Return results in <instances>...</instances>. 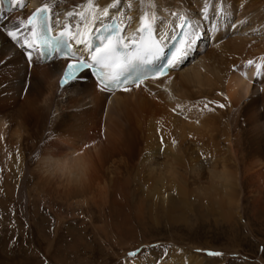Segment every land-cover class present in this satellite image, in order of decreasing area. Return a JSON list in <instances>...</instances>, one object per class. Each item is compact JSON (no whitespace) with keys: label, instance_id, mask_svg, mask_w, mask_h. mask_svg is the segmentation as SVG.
<instances>
[{"label":"bare ground","instance_id":"1","mask_svg":"<svg viewBox=\"0 0 264 264\" xmlns=\"http://www.w3.org/2000/svg\"><path fill=\"white\" fill-rule=\"evenodd\" d=\"M87 2L26 0L23 9L0 2V27L48 3L53 22L75 31ZM149 3L169 21L168 35L179 23L168 12L199 21L196 46L170 80L113 95L87 73L62 89L64 59L29 67L14 47L0 57V211L13 215L3 223L10 240L0 231L6 260L29 264L42 238L48 255L59 251L46 264H264V0H119L109 13L131 34ZM10 44L0 31V49ZM66 151L86 156V179L42 175L41 157ZM200 235L226 240L230 253L204 256ZM253 239L263 245L256 262Z\"/></svg>","mask_w":264,"mask_h":264},{"label":"snow or ice","instance_id":"2","mask_svg":"<svg viewBox=\"0 0 264 264\" xmlns=\"http://www.w3.org/2000/svg\"><path fill=\"white\" fill-rule=\"evenodd\" d=\"M11 2L21 9L26 7V0ZM115 3H119V0H115ZM115 3L100 7L93 0H88L84 11L75 14L83 25L77 24L75 31H71L67 24L55 31L61 22H53L52 8L44 3L36 7L26 20L20 19L10 29L0 27V31L6 32L11 40L10 45L0 49V57L6 56L14 47L24 54L29 67L37 62L54 64L63 58L67 64L61 68L59 86L62 89L86 80L87 73L91 71L96 77L98 89L114 95L117 91L131 92L134 88H140L150 78L169 76L170 71L179 68L195 48L199 21L191 16L183 12H168V17L179 21L174 25L179 34L168 35L166 25L169 21L158 14L156 3H149L151 10L140 15L139 26L129 34L123 21L109 13V8L115 7ZM128 7H132L131 3ZM207 11L205 7L203 12ZM67 16L71 17L73 13L68 12ZM131 19L128 17L129 22ZM232 27L236 28V25ZM169 42L172 43L169 45ZM2 63L3 59H0ZM51 114L56 115L55 112ZM135 255V252L129 253V256ZM208 255L220 256L222 253L210 251Z\"/></svg>","mask_w":264,"mask_h":264},{"label":"rangeland","instance_id":"3","mask_svg":"<svg viewBox=\"0 0 264 264\" xmlns=\"http://www.w3.org/2000/svg\"><path fill=\"white\" fill-rule=\"evenodd\" d=\"M12 209H14L15 210V212L18 214V212H19V208H18V206H16V205H14L13 206V208ZM8 212V213H7ZM0 231H3V234L5 235V239L6 240H10V236H11V234H10V231L9 230H11L7 225H8V223L9 222H6V221H10V219L13 221V215H12V212H9V211H3V212H1L0 211ZM2 215L4 216V218L2 217ZM10 215V216H9ZM7 217V218H6ZM21 217V216H20ZM6 218V221L4 220ZM201 219H203V222H205L204 221V219H206V217L205 216H199V219H197V221H202ZM196 221V219H192V222H190L189 224H187V226H189V225H191V223L193 224L194 222ZM242 221V220H241ZM25 222V221H24ZM212 222H213V224H214V221H210L209 220V223H208V225H212ZM243 222V221H242ZM3 223H7V225H3ZM14 224V223H13ZM3 225V226H2ZM205 225V224H204ZM207 225V224H206ZM2 226V227H1ZM194 232V231H193ZM197 234H198V232L197 231H195L194 232V236H197ZM201 236V235H200ZM40 239V241L36 244L37 245V247L39 248V251H40V254L37 256V257H32L31 258V260H30V262H29V264H46V263H48V259H51L52 257H53V255H55V254H59V251H58V248L57 249H54L53 250V252H52V256L51 255H48L47 253H46V251H45V248H46V246H47V243H46V241H44L42 238H39ZM254 240V239H253ZM251 241L253 244H254V246H256V248H257V250H258V252H257V254L254 256V257H252V258H249V260H252V262H256L257 261V259L259 258V256L258 255H260L261 253H262V249H263V245L261 244V242H258V241H256V240H254V241ZM226 240H221V239H216L215 237L214 238H212V237H210L209 235L208 236H201V237H198L196 240H195V243H197V244H200L201 245V247H203V248H201V253L204 255V256H207L208 258H217V257H220V256H224L226 253H230L229 251H226L225 250V248H224V246L225 245H227V244H229V243H227V242H225ZM169 240L167 241V242H162V243H159V245H154V243H151V244H149L148 245V247L149 248H155V247H158V246H163L164 244V246H167V247H169ZM161 244V245H160ZM168 244V245H167ZM216 245L217 246V248H210L209 249V247H206V245L208 246V245ZM63 245H64V243H63ZM209 245V246H210ZM257 245H258V247H257ZM215 246V247H216ZM219 247V248H218ZM242 249L243 248H245V249H247V247L248 246H245V245H241L240 246ZM224 248V249H223ZM220 252V253H222V255H220V256H210V255H208V252ZM136 252H138V251H136ZM164 254H165V252H164ZM242 255V256H241ZM69 257H71V260H74L75 259V254H73L72 256H70V255H68ZM232 257H237V256H239V258H247L248 256L246 255V254H238V255H236L235 253L234 254H232L231 255ZM73 257H74V259H73ZM229 257H230V255H229ZM76 260V259H75ZM255 260V261H254ZM22 260H20L19 258H15L14 260H12V261H8V260H6L4 257H3V255L2 254H0V264H23L22 262H21ZM39 262V263H38ZM116 262H117V260H116V258H114V259H112V261L110 262V264H116ZM222 264H225V263H222Z\"/></svg>","mask_w":264,"mask_h":264},{"label":"clouds","instance_id":"4","mask_svg":"<svg viewBox=\"0 0 264 264\" xmlns=\"http://www.w3.org/2000/svg\"><path fill=\"white\" fill-rule=\"evenodd\" d=\"M42 175L79 182L87 178L90 162L83 153L66 151L59 155L47 154L38 161Z\"/></svg>","mask_w":264,"mask_h":264}]
</instances>
